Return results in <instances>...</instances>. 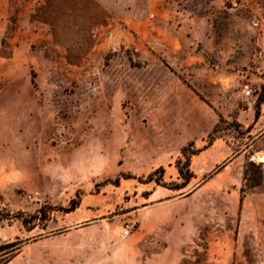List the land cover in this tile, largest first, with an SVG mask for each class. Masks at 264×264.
<instances>
[{
    "label": "rangeland",
    "instance_id": "374dc122",
    "mask_svg": "<svg viewBox=\"0 0 264 264\" xmlns=\"http://www.w3.org/2000/svg\"><path fill=\"white\" fill-rule=\"evenodd\" d=\"M260 155L264 0H0L9 264H264Z\"/></svg>",
    "mask_w": 264,
    "mask_h": 264
},
{
    "label": "trees",
    "instance_id": "16d2710c",
    "mask_svg": "<svg viewBox=\"0 0 264 264\" xmlns=\"http://www.w3.org/2000/svg\"><path fill=\"white\" fill-rule=\"evenodd\" d=\"M259 106L260 104L256 105L257 113L259 110ZM184 151L185 149H183L182 153H184ZM193 155H195V153H193ZM178 169H179V173L181 174V176L184 177L183 170L180 167H178ZM159 171L160 173H164V169H160ZM153 177L154 175H150L148 181L149 182L154 181ZM186 180L188 181L189 179H186ZM156 182L160 183L158 181ZM73 209H76V206H73ZM37 217L38 216H31L30 219H35ZM23 224L25 226L29 224V220L27 219V217H24ZM22 247H23L22 243H20L18 240L14 242L0 244V264H9L21 252Z\"/></svg>",
    "mask_w": 264,
    "mask_h": 264
},
{
    "label": "built area",
    "instance_id": "2783aa9c",
    "mask_svg": "<svg viewBox=\"0 0 264 264\" xmlns=\"http://www.w3.org/2000/svg\"><path fill=\"white\" fill-rule=\"evenodd\" d=\"M251 92H252L251 90H247V91H246V95H247V96H250ZM37 196H38V193H36V194H34V195H31L30 198H31V199H36ZM129 234H130V231H129V227H128V228H126V230H125V236H128Z\"/></svg>",
    "mask_w": 264,
    "mask_h": 264
},
{
    "label": "bare ground",
    "instance_id": "6f19581e",
    "mask_svg": "<svg viewBox=\"0 0 264 264\" xmlns=\"http://www.w3.org/2000/svg\"><path fill=\"white\" fill-rule=\"evenodd\" d=\"M259 159H264V155H260L259 156Z\"/></svg>",
    "mask_w": 264,
    "mask_h": 264
},
{
    "label": "crops",
    "instance_id": "0c3cea01",
    "mask_svg": "<svg viewBox=\"0 0 264 264\" xmlns=\"http://www.w3.org/2000/svg\"><path fill=\"white\" fill-rule=\"evenodd\" d=\"M206 152V150H203V151H201L199 154H203V153H205Z\"/></svg>",
    "mask_w": 264,
    "mask_h": 264
}]
</instances>
